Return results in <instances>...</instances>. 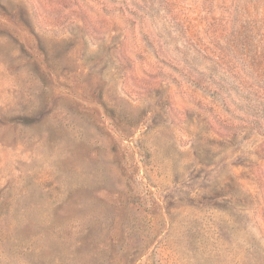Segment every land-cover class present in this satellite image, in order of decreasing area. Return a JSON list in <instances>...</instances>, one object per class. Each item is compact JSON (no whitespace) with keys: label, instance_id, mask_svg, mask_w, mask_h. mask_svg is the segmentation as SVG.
<instances>
[{"label":"rangeland","instance_id":"374dc122","mask_svg":"<svg viewBox=\"0 0 264 264\" xmlns=\"http://www.w3.org/2000/svg\"><path fill=\"white\" fill-rule=\"evenodd\" d=\"M0 264H264V0H0Z\"/></svg>","mask_w":264,"mask_h":264}]
</instances>
